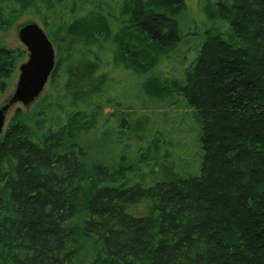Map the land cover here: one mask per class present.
<instances>
[{
    "label": "trees",
    "instance_id": "trees-1",
    "mask_svg": "<svg viewBox=\"0 0 264 264\" xmlns=\"http://www.w3.org/2000/svg\"><path fill=\"white\" fill-rule=\"evenodd\" d=\"M201 1L218 25L182 78L142 85L193 109L200 170L162 164L156 131L147 145L160 177L147 184L124 158L103 162L105 137L121 130L107 127L118 114L102 119L109 63L152 73L186 36L187 0H0V80L27 54L5 42L25 14L57 53L47 109L18 110L0 133V264H73L86 239L91 264H264V0ZM131 119L120 128L130 122L136 138L144 127Z\"/></svg>",
    "mask_w": 264,
    "mask_h": 264
},
{
    "label": "rangeland",
    "instance_id": "rangeland-1",
    "mask_svg": "<svg viewBox=\"0 0 264 264\" xmlns=\"http://www.w3.org/2000/svg\"><path fill=\"white\" fill-rule=\"evenodd\" d=\"M31 21L37 22L42 27L44 26L34 14L28 13L23 15L7 34L5 42L8 46L13 49L19 48L27 51L25 45L20 40L19 29L21 26ZM183 23L186 32L185 38L178 43L176 48L169 55L161 57L159 63L149 75L138 76L134 72L130 71V73L123 67H119L116 63L113 64L112 61L109 63L113 77L110 89L104 94V98L107 97L108 103L104 108L102 119L104 120L107 115L111 116L118 114V116L112 118V121L109 122L107 120V127L109 131L119 127L122 131L120 130L118 135L123 137L118 139L117 134L116 136L110 137L108 135L105 137V143H103L102 146L104 147L105 157L107 159H103V162L110 164L114 159L116 164H119L120 160L124 158L122 162L128 176L137 178L143 176L147 179V184H150L151 180L160 177L159 174L155 175V172L159 170L157 167L154 169L149 167H152L155 163V159L162 158V154L166 149L167 152L169 151V155L167 154L168 157L161 159V162H163L162 164L170 166L176 171L182 172L184 175L198 174L202 163L203 150L200 141L201 126L195 118L193 109L187 107L182 97L179 95L177 96V94L175 97H167V99L160 101L146 97L142 91L144 80L150 76L159 77L163 81L181 79L184 67L191 64L190 61L195 57L198 49H200L205 32L209 29H214L218 25L207 17L204 4L201 0H187V15ZM224 29L227 31V27H224ZM104 56L111 59V50ZM27 58L28 51L25 57L17 60L12 72H8V74L0 80V109L6 105L13 96L19 81L20 66ZM50 88V84L48 83L42 94L29 105H24L21 102L13 104L7 112L2 133L6 132L9 123L18 110L30 113L36 107L47 109L48 100H46V98L50 96V94H48L51 90ZM109 102L112 105H109ZM116 105L119 109L115 107ZM122 115H130L132 118L131 124H134L135 121H139V125H143L144 127L143 130L145 134L142 132L139 133L136 138H134V136L130 138V134H128L129 130L127 131V125H130V122H126L124 127L120 128L119 118ZM146 131L148 133H146ZM156 131H158L160 137L164 141V144H159L158 153H161V155H157V158L154 149L149 150L147 145L148 137L152 136ZM93 140L96 141V139ZM166 140L168 141L167 143ZM156 166L159 165L156 164ZM153 170H155V172H153ZM80 238L82 239L83 237ZM81 239L79 241H81ZM89 241L88 239L83 241L80 254H78L73 264L92 263L94 259V250Z\"/></svg>",
    "mask_w": 264,
    "mask_h": 264
},
{
    "label": "water",
    "instance_id": "water-1",
    "mask_svg": "<svg viewBox=\"0 0 264 264\" xmlns=\"http://www.w3.org/2000/svg\"><path fill=\"white\" fill-rule=\"evenodd\" d=\"M19 37L28 51V58L20 66L17 88L8 103L0 109V133L3 132L7 112L17 102L29 105L44 91L56 65V49L45 29L31 21L19 29Z\"/></svg>",
    "mask_w": 264,
    "mask_h": 264
}]
</instances>
